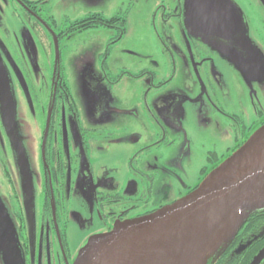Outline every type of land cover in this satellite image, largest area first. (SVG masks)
<instances>
[{"label":"flooded vegetation","instance_id":"1","mask_svg":"<svg viewBox=\"0 0 264 264\" xmlns=\"http://www.w3.org/2000/svg\"><path fill=\"white\" fill-rule=\"evenodd\" d=\"M74 1L0 0L2 83L8 86L11 107L19 100L26 101L27 95L38 119L31 148L23 147L13 131L11 148L5 131H0L7 139L0 142V196L18 222L23 203H29L28 197L35 191L40 225L29 238L26 235L23 243L24 253L35 264L69 263L74 255V243L70 245V241H81L79 231L73 236V225L82 219L85 207L94 208V219L101 230L92 236H97L111 232L116 224L170 206L194 192L264 125V121L252 125L249 137L218 158L211 151V126L197 127L198 136L188 139L186 130L173 125L168 100H163V90L174 80L171 73L167 76L168 68L187 74L196 91L203 85L202 77L211 83V61L217 56L225 62L218 55L220 46H227L243 34L247 12L252 14L256 8L250 3L244 14L233 3L241 17V32L223 40L188 28L186 0H102L96 2L98 9L94 11L81 10ZM252 1L264 10V0ZM133 3L143 7L144 14L151 15V21L157 24V50L162 59H141L154 68L148 69L147 65L137 74L126 71L123 58L131 55V50L122 47L123 39L131 33L129 16L122 14ZM83 47L95 50L101 73L107 78V98H113L116 87L125 86L121 98L115 95L113 100L104 99L106 108L99 106L90 112L77 107L61 73L68 53ZM118 68L119 75L110 79ZM123 76L130 86L121 83ZM142 78L149 86L145 95L155 100L149 116L137 109L136 92L132 90V81ZM9 110L0 103V124L3 117L10 116ZM138 121L142 125H137ZM179 144L184 151L177 153ZM201 146L208 151L195 182L193 165ZM29 155L33 165L27 163ZM263 248L264 210L250 215L224 252L210 264H250Z\"/></svg>","mask_w":264,"mask_h":264},{"label":"rangeland","instance_id":"2","mask_svg":"<svg viewBox=\"0 0 264 264\" xmlns=\"http://www.w3.org/2000/svg\"><path fill=\"white\" fill-rule=\"evenodd\" d=\"M230 1L243 14L246 5L249 3L256 8L252 14L247 12L243 34L231 40L227 46H220L218 55L226 63L221 62L217 56L212 59V65L209 68L211 83L208 84L207 80L202 77L203 85L197 86L198 91H196L187 74L181 75L179 69L176 71L172 69L171 72L168 68L167 76L171 73L170 76L174 77V80L169 87L163 90V100L164 103L168 100V114L172 115L174 119L173 125L186 130L188 139L197 137L200 133L198 130L200 127L211 126V151L218 158L225 155L228 149L235 148L245 138L249 137L248 130L252 125H258L264 121V10L252 0ZM96 2L100 4L102 0H76L74 5L84 11H94L98 9ZM88 6L91 8L89 9ZM70 10L69 8L67 13H70ZM127 10L128 12L122 15L129 16L131 33L123 39L122 47L131 50V55L124 57L123 60L127 64L126 71L137 74L148 65L141 62V59L153 56L152 60L154 61L162 60L158 56L159 42L156 41L155 34V28L158 26L154 20L151 21V15L144 14V8L140 5L133 3ZM118 60L122 59L118 57ZM98 61L99 59L92 47H83L80 50L69 52L61 69L77 107L84 112L96 111L99 106L106 108V101L113 100L117 95L118 98H121L119 95L123 94L121 92L125 88V86L116 87L112 91L113 95L116 96L107 98V78L101 73V66H99ZM150 68H154V66L148 65V69ZM45 71L48 73V70ZM40 72L43 75L44 71L40 70ZM120 72L121 70L118 68L115 74H110L109 78L117 77ZM214 72L219 80L214 78ZM126 78L123 76L121 83L128 87L130 82ZM132 82H135L132 90L136 92V107L138 110L141 109L146 116H149L150 109H155V100L150 95H145L149 86L143 78L140 81ZM173 95L174 98L171 100ZM25 98L26 101L23 99V101L16 102L8 118L3 117L1 119L0 131H5L11 148L13 146L11 131L17 133V140L23 147L31 148V142L34 146L33 134L36 131L38 119L34 115L31 99L27 95ZM27 106L29 112L26 113ZM137 125L142 124L138 121ZM197 127L198 129H196ZM6 140L4 135L0 133V142L3 141L4 143ZM8 146H5L7 150ZM202 147L204 146L200 147L193 165L195 182L198 180V170L205 164L204 155L208 151L207 148ZM177 149V153L184 151L181 144L178 145ZM27 163L33 165L32 155H29ZM1 182H3V178L0 176ZM28 198L29 203H23V212L19 213V221L17 222L15 215L10 213L0 196V264H35L24 253L23 243L26 242V235L29 238L34 228L39 227L41 211L40 205L36 203L35 191ZM3 207L4 209H2ZM81 217L82 219L75 221L72 229L74 237H76L77 231L81 233V241H76V239L70 241V245L72 242L74 243L71 247L74 255L77 250L80 251L88 237L90 239L93 237V233L101 230L97 220L94 219L93 207L91 209L85 207ZM74 255L68 264L72 263ZM259 264H264V258Z\"/></svg>","mask_w":264,"mask_h":264},{"label":"water","instance_id":"3","mask_svg":"<svg viewBox=\"0 0 264 264\" xmlns=\"http://www.w3.org/2000/svg\"><path fill=\"white\" fill-rule=\"evenodd\" d=\"M233 5L230 0H186V24L205 37L229 40L241 32V17ZM2 82L0 73V103L12 113L8 86ZM263 210L264 125L194 192L91 237L73 264H190L227 223L224 238L205 257L207 264L224 252L250 215ZM263 258L264 248L250 264Z\"/></svg>","mask_w":264,"mask_h":264},{"label":"bare ground","instance_id":"4","mask_svg":"<svg viewBox=\"0 0 264 264\" xmlns=\"http://www.w3.org/2000/svg\"><path fill=\"white\" fill-rule=\"evenodd\" d=\"M226 227L227 223L211 238L210 242L201 250L198 255L195 256L190 264H204L206 255H208L211 250L214 249V247L217 246V244L224 238Z\"/></svg>","mask_w":264,"mask_h":264},{"label":"trees","instance_id":"5","mask_svg":"<svg viewBox=\"0 0 264 264\" xmlns=\"http://www.w3.org/2000/svg\"><path fill=\"white\" fill-rule=\"evenodd\" d=\"M211 261V260H210ZM210 261L207 263V264H210ZM242 264H244V263H242Z\"/></svg>","mask_w":264,"mask_h":264}]
</instances>
